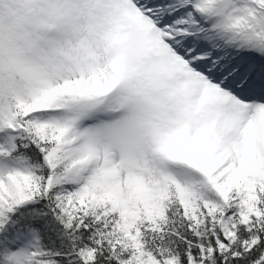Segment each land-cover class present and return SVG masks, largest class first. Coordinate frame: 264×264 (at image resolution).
I'll return each instance as SVG.
<instances>
[{"label":"snow or ice","instance_id":"1","mask_svg":"<svg viewBox=\"0 0 264 264\" xmlns=\"http://www.w3.org/2000/svg\"><path fill=\"white\" fill-rule=\"evenodd\" d=\"M0 264H264V0H0Z\"/></svg>","mask_w":264,"mask_h":264}]
</instances>
